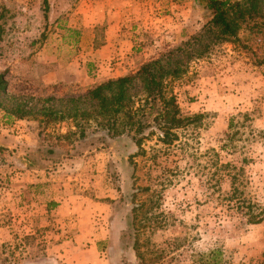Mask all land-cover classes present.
<instances>
[{
	"label": "rangeland",
	"instance_id": "374dc122",
	"mask_svg": "<svg viewBox=\"0 0 264 264\" xmlns=\"http://www.w3.org/2000/svg\"><path fill=\"white\" fill-rule=\"evenodd\" d=\"M48 2L0 0V74L12 96L85 95L110 22L130 42L131 75L210 19L196 0ZM241 37L171 84L183 116L197 118L172 144L154 136L139 149L126 135L103 139L95 123L81 140L73 120L0 110V264H65L53 247L63 224L46 205L80 173L81 194L110 206L103 264H264V42Z\"/></svg>",
	"mask_w": 264,
	"mask_h": 264
},
{
	"label": "trees",
	"instance_id": "16d2710c",
	"mask_svg": "<svg viewBox=\"0 0 264 264\" xmlns=\"http://www.w3.org/2000/svg\"><path fill=\"white\" fill-rule=\"evenodd\" d=\"M210 16L201 33L162 57L144 64L134 74L111 79L85 95L58 99L19 98L8 92L5 74H0V110L9 117H41L46 124L73 120L80 138L95 123L105 137H129L141 149L145 140L157 136L164 144L178 140L176 131L194 122L184 117L171 84L188 71L194 59L205 57L220 43H242L248 32L252 42H264V0H196ZM45 10L49 9L44 0ZM4 19V15H1ZM4 32L0 25V36ZM249 46H245L248 49ZM101 137V138H102ZM1 151V150H0ZM264 219V218H261ZM254 220L253 223H260Z\"/></svg>",
	"mask_w": 264,
	"mask_h": 264
},
{
	"label": "crops",
	"instance_id": "0c3cea01",
	"mask_svg": "<svg viewBox=\"0 0 264 264\" xmlns=\"http://www.w3.org/2000/svg\"><path fill=\"white\" fill-rule=\"evenodd\" d=\"M119 26L120 22L113 25L110 22L104 44L93 52L101 70L97 77L87 79L89 85L95 87L136 71L137 62L128 57L130 42ZM80 177L81 173L76 178L80 181L74 184L75 187L66 183V192L59 191L61 196L46 205L57 212L58 222L63 224L62 240L53 247L59 248L60 260L65 264H103L98 244L107 239L105 226L110 206L82 195Z\"/></svg>",
	"mask_w": 264,
	"mask_h": 264
}]
</instances>
